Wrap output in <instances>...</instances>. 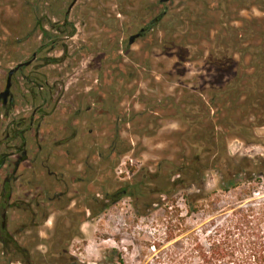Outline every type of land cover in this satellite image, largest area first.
<instances>
[{
    "label": "rangeland",
    "instance_id": "1",
    "mask_svg": "<svg viewBox=\"0 0 264 264\" xmlns=\"http://www.w3.org/2000/svg\"><path fill=\"white\" fill-rule=\"evenodd\" d=\"M71 2L0 0V89L10 68L49 41L40 39L41 24L58 38L56 50L47 44L41 54L63 56L66 48L64 62L41 69L46 80L70 87L95 84L96 74L88 70L97 54L102 101L117 102L120 114L111 122L87 125L85 130L94 132L85 134L83 143L87 149L115 148L109 168L118 182L113 190L128 189L145 175L152 180L149 174L158 167L165 173L170 163H188L195 145L200 148L213 132L228 155L256 163L264 159V0H77L63 26ZM99 7L104 19L96 25L90 17ZM163 11L157 25L128 44L139 21L147 23ZM47 21L56 22L60 32ZM72 27V37L65 38ZM187 92L197 100H185ZM190 102H204L207 109L188 112ZM252 104L254 109L241 110ZM211 150L210 160L216 152L214 146ZM155 182L165 181L159 175ZM183 186L169 197L123 196L98 214L79 217L67 226L74 264H197L190 238L207 246L209 229H203L211 220L222 218L240 199H264V178L223 192L221 176L209 166L202 190ZM193 192L201 198L193 206L198 211L189 213L184 195Z\"/></svg>",
    "mask_w": 264,
    "mask_h": 264
},
{
    "label": "flooded vegetation",
    "instance_id": "2",
    "mask_svg": "<svg viewBox=\"0 0 264 264\" xmlns=\"http://www.w3.org/2000/svg\"><path fill=\"white\" fill-rule=\"evenodd\" d=\"M76 2L72 0L65 11L63 26ZM164 15L165 11L147 23L139 21L134 42ZM90 18L100 25L104 11L99 7ZM47 22L59 31L56 22ZM40 30V39L49 40L51 50H56L58 38L42 24ZM73 30L65 38L72 37ZM47 44L16 64L28 62L12 75L9 91L2 95L8 72L16 65L10 68L0 89V264H74L69 227L87 213L98 214L103 206L130 197L128 189L134 186L113 190L118 184L109 170L115 154L114 133L108 137L111 148L107 150L87 149L83 143L84 135L94 132L85 130L87 125L111 122L120 114L117 102L102 101L98 77L103 68L97 54L89 62L90 69L86 64L88 72L96 74L95 84L71 88L44 78L42 68L66 58L64 46L63 56L41 54Z\"/></svg>",
    "mask_w": 264,
    "mask_h": 264
},
{
    "label": "trees",
    "instance_id": "3",
    "mask_svg": "<svg viewBox=\"0 0 264 264\" xmlns=\"http://www.w3.org/2000/svg\"><path fill=\"white\" fill-rule=\"evenodd\" d=\"M184 97L185 100L192 98L191 102L197 100V96L189 92ZM226 97L224 96L223 101L228 99V96ZM248 99L243 104H247ZM191 102L189 103L191 108L187 109L188 112L197 109L196 107L207 109L204 102L200 105ZM254 107V104L251 106L243 105L241 110L250 111ZM213 134L214 132L211 134L212 137H214ZM211 136L208 134V137L202 139V148L195 145L196 151L193 154V159L189 160L188 163L184 162L181 166L170 163L171 168L165 173H162L158 167L154 174H149L150 179L152 178L149 181L147 175L143 176L132 187L133 194L130 193V196L138 198L150 192L169 197L179 185L183 184H185L184 189L197 186L199 190H202V178L205 175V168L208 166L217 170L221 176L220 189L223 192L237 189L242 183L262 181L264 178V159H260L256 163L248 157L234 158L220 148V140L216 142L215 138ZM207 143L209 147L205 146ZM213 146L216 152L213 159L210 160ZM203 159H207L205 164L202 163ZM196 163L198 165H195ZM159 175L165 181L164 183L155 182ZM249 188L251 191L249 190L247 194L251 197L255 187L251 185ZM184 196L188 212H197L198 208L193 206L201 198L200 193H186ZM239 201L238 204L229 208V212L223 214L222 218L215 217L209 222L208 227H204L203 230L209 229L206 238L207 246L201 243L198 237L190 238V244L194 245L192 250L198 259L197 264H264V199L250 200L246 203L241 199ZM171 239L168 238L167 241Z\"/></svg>",
    "mask_w": 264,
    "mask_h": 264
},
{
    "label": "water",
    "instance_id": "4",
    "mask_svg": "<svg viewBox=\"0 0 264 264\" xmlns=\"http://www.w3.org/2000/svg\"><path fill=\"white\" fill-rule=\"evenodd\" d=\"M169 0H160V2H167ZM139 34L136 35H132L129 39V43L132 44L134 42V39L138 36ZM28 62L25 63H19L18 65H16L15 67H13L12 69L9 70L8 75H7V82H6V89L5 91L2 93V95H5L8 91H9V87L11 85V77L12 75L16 72V70L21 67L22 65H26Z\"/></svg>",
    "mask_w": 264,
    "mask_h": 264
}]
</instances>
